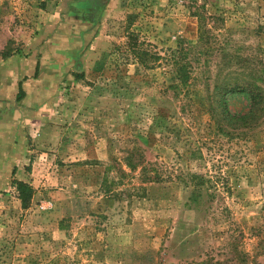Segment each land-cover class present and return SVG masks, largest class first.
<instances>
[{"label": "rangeland", "instance_id": "rangeland-1", "mask_svg": "<svg viewBox=\"0 0 264 264\" xmlns=\"http://www.w3.org/2000/svg\"><path fill=\"white\" fill-rule=\"evenodd\" d=\"M101 5L97 19L69 0H0V65L27 57L55 12L76 55L24 148L0 150V264H264V0ZM235 86L261 95L252 114ZM9 93L15 133L29 102ZM131 150L172 180L112 198L111 165ZM186 174L204 176L199 191ZM14 180L31 189L24 204Z\"/></svg>", "mask_w": 264, "mask_h": 264}, {"label": "crops", "instance_id": "crops-1", "mask_svg": "<svg viewBox=\"0 0 264 264\" xmlns=\"http://www.w3.org/2000/svg\"><path fill=\"white\" fill-rule=\"evenodd\" d=\"M69 1H72L75 9L80 11L81 18L90 15L98 19L99 14L103 11L101 3L104 0ZM49 18L51 19L50 24H53V26L50 27L47 23L49 30H44L45 33L40 32L33 39L34 44L27 48V53H29L27 57L21 58L14 55L7 58L0 65V106L6 107L12 103L6 101L9 92H12L11 97L16 103L22 105L24 102H29V104L18 108V121L14 123V125L16 124L14 126L15 133L9 131V129H13V126L11 127L13 123L10 121L9 115H5L6 113L0 110L2 112L0 113V150H20V147L24 146L25 131L32 135L35 127L41 124L39 110L42 106H45V104H42V102H45V98L51 99L54 96L52 94L58 90L59 86L69 85L74 80L71 73L74 64L73 59L76 55L73 53L66 54L67 48L61 44L62 40L59 36L61 26L58 25L61 20L58 13L50 14ZM85 25L82 20L81 24L78 25L81 27L78 31L80 40L88 33ZM94 25L92 21V26ZM97 40L100 42L98 37ZM61 58H65V61H61ZM28 106L29 108H35V110L30 111ZM31 114H34V117ZM3 140L5 141L3 142ZM7 140L12 143L7 144Z\"/></svg>", "mask_w": 264, "mask_h": 264}, {"label": "trees", "instance_id": "trees-1", "mask_svg": "<svg viewBox=\"0 0 264 264\" xmlns=\"http://www.w3.org/2000/svg\"><path fill=\"white\" fill-rule=\"evenodd\" d=\"M11 53L6 52L2 55V58L9 57ZM228 94H235L240 92H245L249 95L250 100V108L247 114H252L254 109L259 104L261 95L252 89V87L239 88L235 86V88H230L227 90ZM19 99V97H17ZM226 111V109L224 110ZM246 115L239 116L237 119H244ZM123 166L128 170V173L125 172ZM111 182H110V195L111 197H133L139 196L138 191L144 192L145 186L149 184L162 183L172 180V173L168 172L167 168L163 166L162 163L159 162H148L143 158V154L141 150H131L126 153L125 158L122 163L113 162L111 165ZM135 173L137 175H135ZM137 177V181L140 182L139 186H135L133 183L134 177ZM182 179L185 185H191L194 192L199 191L204 182L205 178L201 174H186ZM127 180V181H126ZM129 184L128 187L124 186ZM17 192L18 199L21 203L24 204L25 200L30 197L31 189L30 187L22 181L14 180L12 183ZM119 187H121V190ZM255 258L259 256H263L264 258V241L260 240L256 247ZM259 251V252H258ZM240 264L247 263V255L243 252L240 253ZM201 264H214L212 261H207L206 263Z\"/></svg>", "mask_w": 264, "mask_h": 264}]
</instances>
